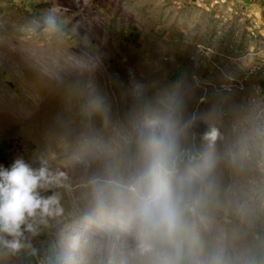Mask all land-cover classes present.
Returning <instances> with one entry per match:
<instances>
[{
  "label": "rangeland",
  "instance_id": "rangeland-1",
  "mask_svg": "<svg viewBox=\"0 0 264 264\" xmlns=\"http://www.w3.org/2000/svg\"><path fill=\"white\" fill-rule=\"evenodd\" d=\"M170 113L182 219L145 247L124 190ZM0 150L67 177L62 215L0 264H264V0H0Z\"/></svg>",
  "mask_w": 264,
  "mask_h": 264
},
{
  "label": "clouds",
  "instance_id": "clouds-1",
  "mask_svg": "<svg viewBox=\"0 0 264 264\" xmlns=\"http://www.w3.org/2000/svg\"><path fill=\"white\" fill-rule=\"evenodd\" d=\"M43 30L49 34L58 30L54 16L46 17ZM187 126L179 115L170 113L139 132V149L147 163L124 191L134 203L135 223L145 247L173 239L180 226L183 208L176 179L179 140ZM205 136L214 140L217 132L212 129ZM66 179L65 172L50 169L47 161L34 168L17 157L8 168L0 165V246L19 251L26 231L36 234L37 223L62 215L61 198L54 190L64 187ZM49 191L50 195L42 194ZM105 205V193L97 188L96 211L102 212Z\"/></svg>",
  "mask_w": 264,
  "mask_h": 264
},
{
  "label": "built area",
  "instance_id": "built-area-1",
  "mask_svg": "<svg viewBox=\"0 0 264 264\" xmlns=\"http://www.w3.org/2000/svg\"><path fill=\"white\" fill-rule=\"evenodd\" d=\"M1 158V153H0ZM35 264H51L42 255H35Z\"/></svg>",
  "mask_w": 264,
  "mask_h": 264
},
{
  "label": "trees",
  "instance_id": "trees-1",
  "mask_svg": "<svg viewBox=\"0 0 264 264\" xmlns=\"http://www.w3.org/2000/svg\"><path fill=\"white\" fill-rule=\"evenodd\" d=\"M34 263H35V261H34Z\"/></svg>",
  "mask_w": 264,
  "mask_h": 264
}]
</instances>
